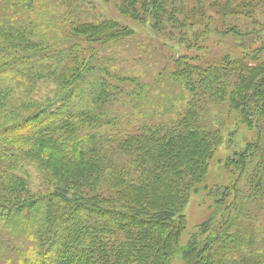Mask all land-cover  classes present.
Listing matches in <instances>:
<instances>
[{
  "label": "trees",
  "instance_id": "trees-1",
  "mask_svg": "<svg viewBox=\"0 0 264 264\" xmlns=\"http://www.w3.org/2000/svg\"><path fill=\"white\" fill-rule=\"evenodd\" d=\"M19 1L0 0V254L8 247L7 262L170 264L180 253L185 264H264V143L228 159L243 175L251 152L255 167L244 190L213 187L212 216L180 247L182 212L220 145L204 117L228 101L253 127L264 117V66L228 55L203 65L181 57L163 80L171 84L164 97L175 103L168 120L140 121L152 87L119 74V64L83 58L79 42H38L32 24L11 22ZM256 1L234 0L219 13L239 15ZM121 13L156 31L197 19L174 0H122ZM72 26L73 35L101 44L135 34L114 20ZM48 105L46 116H32Z\"/></svg>",
  "mask_w": 264,
  "mask_h": 264
},
{
  "label": "rangeland",
  "instance_id": "rangeland-1",
  "mask_svg": "<svg viewBox=\"0 0 264 264\" xmlns=\"http://www.w3.org/2000/svg\"><path fill=\"white\" fill-rule=\"evenodd\" d=\"M187 12L197 14V19L188 26L176 29L171 26L164 30H154L151 23L133 20L126 13H121L122 0H28L29 6L19 1L17 7L12 6L11 22L32 24L29 28L38 42L46 46L70 45L80 43L82 56L100 66L112 67L119 64V74L127 72L137 76L142 84L152 87L149 99L140 106V121L168 120L170 110L175 104L168 94L171 84L167 74L175 68L174 62L187 56L196 64H207L220 61L224 56L231 60L241 59L248 65L264 66V0H257L255 7L242 9L239 15L222 16L221 6L233 4L234 0H174ZM244 0H238L242 3ZM251 2L253 0H246ZM220 5L216 6V4ZM16 3V2H15ZM33 6V11L27 12ZM231 6L230 10L235 9ZM11 9V10H12ZM114 20L122 26L135 31L129 40H121L116 44H101L87 36L73 35V22L101 24ZM152 22V19H148ZM109 59L110 62H109ZM175 95L176 87L173 85ZM134 89L128 82L127 93ZM166 104V109H159ZM162 105V106H161ZM52 106L35 111L32 116H46ZM130 110L129 106L124 111ZM158 110V111H157ZM204 126L209 132L220 138V145L210 162V171L198 190L190 196L186 208L182 212L186 219V230L180 240V247H185L193 235L212 216L214 202L209 194L216 187L236 186L244 190V177L251 174L255 161L251 152H246L245 174H240L226 166L229 158L236 153L245 152L249 145L264 143V117L256 116L253 127L242 123L238 112L234 111L228 101L214 105L204 117ZM214 187V188H213ZM234 195L231 196L233 198ZM143 206V203H141ZM106 217L105 214H98ZM148 225V224H147ZM149 226V225H148ZM26 248L30 243H26ZM8 258L13 253L5 249L0 254V264H10ZM78 259V258H76ZM170 264H185L180 253L175 255Z\"/></svg>",
  "mask_w": 264,
  "mask_h": 264
}]
</instances>
